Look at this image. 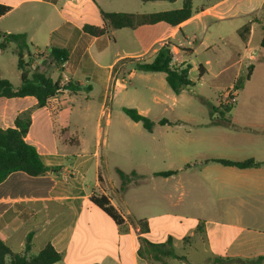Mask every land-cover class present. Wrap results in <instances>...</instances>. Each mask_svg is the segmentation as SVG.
Segmentation results:
<instances>
[{
    "label": "crops",
    "instance_id": "0c3cea01",
    "mask_svg": "<svg viewBox=\"0 0 264 264\" xmlns=\"http://www.w3.org/2000/svg\"><path fill=\"white\" fill-rule=\"evenodd\" d=\"M66 1L0 0V4L10 7V11L0 17V43L2 34H24L30 46L29 53L32 49L35 52L33 56H25L27 64L54 80H61L65 74L70 82H77L82 88L77 93L67 91L51 99L44 108H39L33 97L0 98V129L14 127L24 112L31 111L32 125L26 140L34 145L31 132L35 115L39 113L41 122L54 120L50 129L54 135L64 139L66 152L62 155H43L34 145L51 171L39 177H31L23 172L13 173L0 184V237L14 253H25L30 236L28 256H35L47 244H52L62 254V260L55 264H264V260H259L264 257V148L251 147L258 142V135L247 130L254 127L253 123L247 127L239 120L241 111L238 109L243 104L237 100L231 110L223 109V118L230 120L214 119L212 116L211 122L198 124L192 116L181 113L183 105L178 97L181 94L176 95L172 91L173 94H167L166 99L155 96L154 104L166 116L153 120L156 126L148 133L154 137L160 134L165 144L192 145L189 150L195 151L196 160L188 164L185 170L167 178L154 172L144 173L136 171V168L126 169L111 163L110 158L103 155V147L99 146L98 139L103 130V119H107L106 127L111 131L108 105L127 89L126 76L120 78L121 71L116 69L125 58H117L109 65L101 64L105 58L103 42L110 40V36L114 35L113 30H116L107 26L102 18L101 12H108L103 7L104 0H70L78 3L67 11ZM246 1L258 3V15L252 19V23L262 27V41L264 0ZM190 19L177 26L162 22L132 29L136 32L151 26L164 28L159 39L147 41L138 54H133L132 59L136 63H150L159 49L165 43H170L174 65L189 67V76L194 84L192 71L196 69L198 77L202 78L207 71L205 66L200 64L198 68H192L181 54H176L177 48L171 42L177 30H181ZM85 25L106 27L107 33L91 36L84 32ZM250 31L253 34L255 29ZM188 39L186 36L185 40ZM156 43L161 44L154 48ZM181 47L184 52L193 53L185 43ZM52 48L69 52L65 68L56 67L49 58L47 60L53 67L46 66L45 61H36L35 65H31L30 60H34L36 54L51 52ZM258 48H262L261 42L260 47L249 46L240 59L259 55ZM8 50L15 54L18 68L16 45L10 43L5 50L0 49V53ZM254 71L255 67L253 74ZM55 72L58 73L57 77L52 75ZM242 73L240 63L229 80L236 78L241 83ZM163 74L166 80V74ZM134 75L131 72L129 76ZM252 76L247 81H251ZM92 81L105 88L100 98L102 106L96 124L92 123L88 113L76 109L77 97L85 88L91 87L88 99L95 93ZM11 83L19 87L21 77L19 82ZM136 109L150 116L149 108L136 106ZM162 119L170 123L160 125ZM186 128H196L195 131L202 132L191 142V130ZM229 128L235 131L226 133ZM109 131L106 133L109 134ZM95 134L97 143L88 145L87 136ZM243 139L247 143H243ZM149 146L147 159L154 161L160 154L162 144L155 138ZM217 146L221 153L225 150L227 153L216 155L213 148ZM106 150L110 152L108 147ZM213 159H254L262 165L239 169L210 161ZM117 168L126 174L135 171L138 175L125 191L120 190L121 179ZM158 178L163 181H158ZM199 186L202 188L200 193ZM178 190L186 192L178 194ZM93 196L107 198L123 217L124 223L118 225L95 205L91 201ZM198 235L201 243L195 242ZM152 245L164 246L155 248ZM207 246L211 254L197 262L195 254L200 249L206 252ZM178 247L182 252L176 250ZM170 249L182 259L165 256Z\"/></svg>",
    "mask_w": 264,
    "mask_h": 264
},
{
    "label": "rangeland",
    "instance_id": "374dc122",
    "mask_svg": "<svg viewBox=\"0 0 264 264\" xmlns=\"http://www.w3.org/2000/svg\"><path fill=\"white\" fill-rule=\"evenodd\" d=\"M104 1L103 7L108 12L142 15L180 9L186 0L148 3H144L142 0ZM192 2V18L181 30H177L171 42L177 48L176 54H181L187 64H190L192 68L195 66L198 68L200 64H203L207 71L202 78L198 77L196 69L192 71L193 86L185 89L178 96L183 105L181 113L192 116L198 124H203L204 121L211 122L212 116L214 119L230 120L228 117L223 118L225 112L221 102H223L224 95L231 88H240V85H242L241 92L237 97L238 103L243 104L238 109L241 111L240 115L238 114L239 120L247 127L249 123L254 124V127L247 128L251 133L258 135V142L251 145V147H254L253 149L264 148V127H261V124H264V49L258 48L259 55L240 59L249 46L260 47L262 27L252 23V19L258 15L256 10L258 3H248L246 0H192ZM77 3L78 1L71 2L67 0L66 11L73 8ZM252 28L255 29L253 34L250 31ZM113 31L114 35L110 36V40H104L103 42L105 58L101 61V64L109 65L117 58H125L117 65L116 69L121 71L120 78L122 75L126 76L127 89L116 96L113 103L108 105L111 131L106 127L108 126L106 124L107 119L105 118L102 121L103 130L98 140L99 146L103 147V155L110 158L111 163L121 165L126 169L136 168V171L139 170L144 173L185 170L188 164H192L196 160L195 151L189 150L192 145L188 147V145L165 144V139L160 134H156V137L150 135L142 124L132 121L122 111V107L145 106L149 108L150 116L148 117L152 120L166 116V113H163L162 109L154 104L155 96L166 99L167 94H173L164 74L139 71L136 68V61L132 59L134 58L133 54H138L147 41L159 39L164 28L151 26L136 32L132 29ZM186 36L189 38L188 40H185ZM249 39H251V43L248 44ZM187 41H191L193 44H189ZM183 43L187 48L191 47L193 53L184 52L181 47ZM160 44L156 43L154 48H157ZM34 54V49H32L30 55L33 56ZM15 59L16 56L12 50L0 53V79L19 82L20 72ZM28 59L27 57L26 60ZM45 62H47L46 66L53 67L49 60ZM140 62L143 61L140 60ZM240 63L243 69L241 83L236 81V78L229 80L230 76L239 68ZM251 65L255 67V71L251 81H247L248 67ZM131 72L135 73L132 77L129 76ZM52 75L57 77L58 73L55 72ZM92 86L95 88L92 98L88 99V91H83L77 97L78 105H76V109L88 113L92 123L96 124L102 106L100 98L104 95L105 88L101 84L95 83V81H92ZM43 112L49 113L47 110H43ZM234 114L231 113V115ZM38 116L39 113L35 115L31 142L43 155L45 153H48V155L65 154L64 139L54 135L50 129V126L54 124V120L41 122ZM167 116L170 115L167 114ZM186 129L191 130V142L202 132L199 131L198 133V131H195L196 128ZM200 130L202 129L200 128ZM107 131H109V134L106 133ZM232 131L235 130L229 128L226 133ZM87 137L88 145L92 146L97 143L96 134ZM155 138L162 144L160 154L156 160L149 161L147 159L149 145L153 143ZM106 141L108 142L106 143ZM243 143H247L245 139H243ZM106 147L110 152L107 153ZM213 151L216 155L227 153V150L221 153L218 146L213 148ZM135 178H138V176H135ZM158 179V181H163L162 178ZM200 187L199 193L202 189ZM184 192L186 191L178 190L177 193ZM200 228L202 229V227ZM195 242L201 243L199 235L196 237ZM176 250L182 252L179 247ZM210 254L211 251L207 246L206 252L200 249L194 258L197 262H201L207 259L206 257Z\"/></svg>",
    "mask_w": 264,
    "mask_h": 264
},
{
    "label": "trees",
    "instance_id": "16d2710c",
    "mask_svg": "<svg viewBox=\"0 0 264 264\" xmlns=\"http://www.w3.org/2000/svg\"><path fill=\"white\" fill-rule=\"evenodd\" d=\"M166 1L176 2L177 0H142L144 3ZM10 11V7L0 4V17ZM102 18L107 26L119 30L124 28L135 29L144 25H155L158 23H167L171 26H177L193 15V4L191 0H186L182 8L172 11L157 12L151 14H134L125 12H101ZM84 32L91 36H102L107 33L106 27H97L85 25ZM0 49L5 50L10 43L16 45V54L18 57V69L20 71L21 85L15 87L9 80L0 79V98H24L33 97L38 102L39 108L48 105L51 99L62 95L65 92L77 93L82 90L79 83L69 82L62 85L60 80H54L41 72L39 69H33L25 61V56L29 55V44L24 34H2ZM261 47L264 49V35L261 41ZM69 59V52L65 49L52 48L49 60L56 67H61ZM174 55L170 43H165L158 51L154 60L150 63H137L136 68L142 72L165 73L166 81L171 90L176 94H181L185 89L193 86L189 76V67L176 66L173 63ZM254 66L248 68L247 78L253 74ZM240 89L239 87L237 88ZM88 92L91 87L85 88ZM226 111L231 110L232 106L221 102ZM122 111L132 121L141 123L145 130L152 132L156 122L149 117L141 114L136 108L123 107ZM170 122L167 119L159 121L160 125H166ZM32 125L31 111L24 112L11 128L0 129V184H2L11 174L23 172L31 177H39L51 171L42 161L37 148L27 142L26 138ZM212 162L222 163L227 166H234L239 169H248L262 165L254 159L245 161H229L224 159H213ZM208 162V161H207ZM121 179V191H125L133 182L135 171L126 174L120 169H116ZM177 174V171H167L157 173V176L170 177ZM91 201L109 215L118 225L124 223L123 217L109 204L107 198L91 197ZM143 225V224H142ZM199 230H201L199 228ZM31 237H28L25 253H14L4 240L0 237V264H55L62 260V254L59 253L52 244H47L43 250L35 255L28 256ZM155 248H161L164 245H152ZM165 256L182 259L172 249L165 253ZM259 260H264L261 257Z\"/></svg>",
    "mask_w": 264,
    "mask_h": 264
},
{
    "label": "built area",
    "instance_id": "2783aa9c",
    "mask_svg": "<svg viewBox=\"0 0 264 264\" xmlns=\"http://www.w3.org/2000/svg\"><path fill=\"white\" fill-rule=\"evenodd\" d=\"M51 52L50 51H44V52H39L38 54H36V58L34 60H30L31 65H35L36 61H39L40 63L46 61L49 56H50ZM174 61V60H173ZM65 63L61 66L62 69L65 68ZM62 85H67L70 82V79L68 76H66L65 74H63L61 80H60ZM238 89L233 87L231 88L228 93H226L224 95L223 98V103L226 105H234L237 103V97H238Z\"/></svg>",
    "mask_w": 264,
    "mask_h": 264
}]
</instances>
